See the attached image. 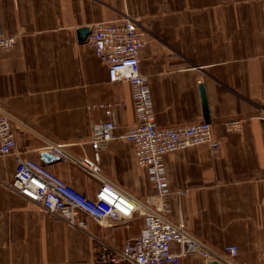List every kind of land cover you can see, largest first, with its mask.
I'll use <instances>...</instances> for the list:
<instances>
[{"label":"crops","instance_id":"crops-1","mask_svg":"<svg viewBox=\"0 0 264 264\" xmlns=\"http://www.w3.org/2000/svg\"><path fill=\"white\" fill-rule=\"evenodd\" d=\"M126 18L146 34L139 70L156 125L204 122L203 85L219 144L163 156L171 218L181 216L221 264H264V0H0V36H17L12 49L0 51V111L12 121L15 150L87 197L104 180L152 200L146 170L120 138L137 124L132 88L109 83L88 36L77 34ZM99 102L114 104L118 127L117 139L95 152L90 126L104 116L88 107ZM234 121L239 129L228 130ZM43 153L53 159L43 162ZM83 158L99 172L82 169ZM14 170V155L0 156V264H110L101 260L104 246L121 247L144 227L138 212L122 223L78 214L85 231L55 221L7 189ZM229 245L237 247L233 258L223 252ZM177 252L173 245L171 253ZM176 264L206 263L190 254Z\"/></svg>","mask_w":264,"mask_h":264},{"label":"built area","instance_id":"built-area-1","mask_svg":"<svg viewBox=\"0 0 264 264\" xmlns=\"http://www.w3.org/2000/svg\"><path fill=\"white\" fill-rule=\"evenodd\" d=\"M17 42L16 35L0 36V51L12 49ZM87 42L94 54L104 64L109 83L127 82L132 88L133 107L137 124L127 128L120 137L133 147L137 165L146 170L153 188L151 201L134 198L113 184L102 181L93 197H87L49 171L44 164L22 156L16 149L12 121L6 112L0 111V156L13 154L15 170L7 189L40 210L51 215L55 221H63L68 226L85 231L86 224L78 214L94 221L108 220L122 223L135 212L144 217V227L134 238H128L121 247L104 246L108 251L101 256L110 264H176L186 255L194 254L206 264L219 262L207 252L205 246L186 230L181 216L171 218L172 209L163 156L170 152L208 145L217 150L219 144L211 134L208 122L175 127H160L154 122V110L148 80L139 70V51L146 42L145 32L137 22L126 18L105 23H97L90 28ZM122 105H124L122 103ZM113 103L99 102L89 105V109L100 110L103 119L90 126V145L97 152L117 137L118 125L113 114ZM239 121L227 122L228 130H238ZM78 165L92 173L98 167L83 158ZM178 196L185 194L177 192ZM178 248L171 253L172 246ZM230 258L237 254V247H223Z\"/></svg>","mask_w":264,"mask_h":264},{"label":"water","instance_id":"water-1","mask_svg":"<svg viewBox=\"0 0 264 264\" xmlns=\"http://www.w3.org/2000/svg\"><path fill=\"white\" fill-rule=\"evenodd\" d=\"M90 33V30L88 28H81L78 30V38L79 40H84ZM199 93H200V98H201V105H202V110H203V120L205 122H208V104H207V98L205 95V89L203 85L199 86ZM42 161L43 162H48L53 159V157L47 153L42 154ZM207 264H219L218 262L212 261Z\"/></svg>","mask_w":264,"mask_h":264}]
</instances>
